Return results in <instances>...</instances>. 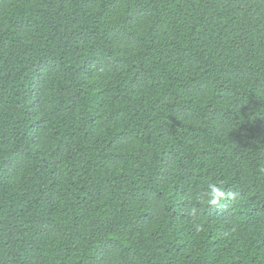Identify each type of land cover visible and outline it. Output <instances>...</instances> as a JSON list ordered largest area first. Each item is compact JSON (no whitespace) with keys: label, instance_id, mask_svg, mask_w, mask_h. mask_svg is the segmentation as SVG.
Returning a JSON list of instances; mask_svg holds the SVG:
<instances>
[{"label":"trees","instance_id":"obj_1","mask_svg":"<svg viewBox=\"0 0 264 264\" xmlns=\"http://www.w3.org/2000/svg\"><path fill=\"white\" fill-rule=\"evenodd\" d=\"M0 264H264V0H0Z\"/></svg>","mask_w":264,"mask_h":264},{"label":"clouds","instance_id":"obj_2","mask_svg":"<svg viewBox=\"0 0 264 264\" xmlns=\"http://www.w3.org/2000/svg\"><path fill=\"white\" fill-rule=\"evenodd\" d=\"M223 180L209 181L206 183L197 196L195 197V203L186 210V214L191 216L194 221V228L197 233L203 232L205 229L202 221L197 222L198 214L201 211V206L223 208L226 207V201L235 197V193L225 191ZM235 231V229H233Z\"/></svg>","mask_w":264,"mask_h":264}]
</instances>
